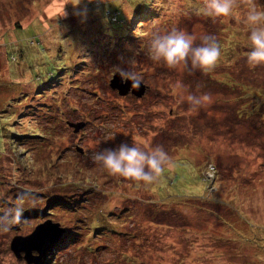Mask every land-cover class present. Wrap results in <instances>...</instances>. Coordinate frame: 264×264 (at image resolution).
I'll use <instances>...</instances> for the list:
<instances>
[{
	"label": "rangeland",
	"instance_id": "obj_1",
	"mask_svg": "<svg viewBox=\"0 0 264 264\" xmlns=\"http://www.w3.org/2000/svg\"><path fill=\"white\" fill-rule=\"evenodd\" d=\"M203 4L0 0V264H26L10 241L46 219L74 234L42 264H264V130L248 116L255 90L242 91L239 117L225 81L264 84L242 22L264 0H234L215 19ZM173 29L195 44L214 35L215 67L152 60L153 34ZM117 66L139 74L141 97L110 86ZM189 93L209 99L194 107ZM121 142L160 145L170 163L151 183L111 175L93 155Z\"/></svg>",
	"mask_w": 264,
	"mask_h": 264
},
{
	"label": "clouds",
	"instance_id": "obj_2",
	"mask_svg": "<svg viewBox=\"0 0 264 264\" xmlns=\"http://www.w3.org/2000/svg\"><path fill=\"white\" fill-rule=\"evenodd\" d=\"M91 2L92 0H76V4L85 6ZM233 8L234 0H204L199 12L214 19L230 18L233 15ZM82 13H86V7L82 9ZM242 22L247 26L246 62L250 67L264 65V11L250 8ZM196 39V36L177 29L163 34L155 33L149 44L150 57L169 68L188 67L190 63L191 69L207 72L217 64L221 48L214 35L202 36L199 44H195ZM117 74L122 82L130 81L132 88L141 86L139 74L118 66ZM208 99L207 95L196 96L189 93L186 96V100L194 107L204 104ZM93 159L111 175L145 183L157 179L170 163L167 152L160 145L149 147L125 142L96 152Z\"/></svg>",
	"mask_w": 264,
	"mask_h": 264
},
{
	"label": "water",
	"instance_id": "obj_3",
	"mask_svg": "<svg viewBox=\"0 0 264 264\" xmlns=\"http://www.w3.org/2000/svg\"><path fill=\"white\" fill-rule=\"evenodd\" d=\"M110 86L116 88L120 94L130 91L141 97L145 92V85L141 83L139 88H132L130 81H123L116 73L110 80ZM75 130L82 127L83 123H72ZM65 229L59 222L46 219L35 225L33 230L26 235H15L10 241V249L17 258H23L26 264H39L48 248L57 241ZM35 252V253H34Z\"/></svg>",
	"mask_w": 264,
	"mask_h": 264
},
{
	"label": "trees",
	"instance_id": "obj_4",
	"mask_svg": "<svg viewBox=\"0 0 264 264\" xmlns=\"http://www.w3.org/2000/svg\"><path fill=\"white\" fill-rule=\"evenodd\" d=\"M145 5H146V3H143V2H140V3H138V4H136V8H135V10L137 11V14H139V15H146L147 14V11H145L147 8L145 7ZM141 8H143V9H141ZM142 10L144 11V12H142ZM115 11H117L118 13H119V10H115ZM115 11L112 13V14H114L115 13ZM119 15V14H118ZM117 15V16H118ZM110 16H111V14H110ZM111 18V17H110ZM107 28L106 27H104V32H105V30H106ZM120 34H124V33H120ZM129 34V32L127 33V35ZM226 42L228 43V40H226ZM226 43V44H227ZM232 45H230L229 44V49H230V52L229 53H232V47H231ZM239 52V51H238ZM237 51H235L234 53H235V55H237V53H238ZM226 77H227V79H225V81H227V84H228V87H229V89H230V93L232 94H236V98H238L239 99V105L236 107V110H235V113L236 114H238V116L239 117H242L243 116V113H242V109H241V101L242 100H244L245 98L243 97V93H242V91L245 89V90H250L252 93H253V91H252V89L253 90H255L254 91V94H255V96H254V98L256 99V100H254V98L252 97V96H249V97H246V98H250V101H249V107L251 108L252 106L254 107V108H251V112H250V114L248 115V116H251V117H254V121L252 122V124L256 127V129H259L260 128V130H264V84H262V83H260V86L257 84V85H250V84H248V83H241V84H238V81L237 82H233V80L234 79H232L231 78V76H229V75H227L226 74ZM241 81V80H240ZM228 82H230V83H228ZM252 88V89H251ZM235 92H237V93H235ZM244 92V91H243ZM253 98V99H252ZM252 105V106H251ZM245 116V115H244ZM246 117V116H245ZM27 136H30L29 134H28V132L27 133H25ZM37 134V135H36ZM40 133H35L34 132V134H32L31 135V137H36V136H41V135H39ZM26 135H24V136H22L21 138H19V139H24V137H26ZM160 177V176H159ZM158 177V178H159ZM157 178V179H158ZM156 181V180H155ZM200 181L201 182H203V183H206V179H205V177L201 174L200 175ZM155 190H156V188H155ZM156 193H157V195L158 196H161V197H163V196H165V195H161L159 192H157L156 191ZM165 193H167V192H165ZM12 207H14V206H12ZM21 210L22 209H18L16 206H15V212H17V213H19V212H21ZM63 227V226H62ZM64 228V227H63ZM65 229V228H64ZM65 233V234H64ZM64 233L62 234L63 236H61V237H64V236H67V238H69V237H71L70 235H69V233L70 234H74V233H71V232H68V231H64ZM69 240H71V239H69ZM68 241V240H67ZM59 242V241H58ZM54 243V244H52L48 249V255H51L52 253H54L56 250H58V246L61 244L60 242L59 243ZM46 253V252H45ZM44 257V256H43ZM49 261V257L47 256L46 257V259H45V262H44V264H49V263H47ZM40 264H42V263H40Z\"/></svg>",
	"mask_w": 264,
	"mask_h": 264
}]
</instances>
